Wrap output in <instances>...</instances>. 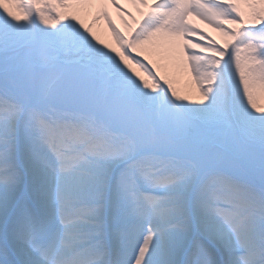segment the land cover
Instances as JSON below:
<instances>
[{"label": "snow or ice", "instance_id": "1", "mask_svg": "<svg viewBox=\"0 0 264 264\" xmlns=\"http://www.w3.org/2000/svg\"><path fill=\"white\" fill-rule=\"evenodd\" d=\"M94 2L0 0V264H264V0Z\"/></svg>", "mask_w": 264, "mask_h": 264}, {"label": "bare ground", "instance_id": "2", "mask_svg": "<svg viewBox=\"0 0 264 264\" xmlns=\"http://www.w3.org/2000/svg\"><path fill=\"white\" fill-rule=\"evenodd\" d=\"M118 3H121L123 4L124 7H127L129 8L135 15H137L138 17V12L136 10L135 7H133L129 2L128 0H117ZM94 3H95V6H94ZM92 4L93 7H100V5L102 3H99V2H94ZM92 11H90L89 9V6L82 10L81 11V19L89 26L93 27L94 31H96V34L99 36V38L109 44H112L114 45V40H112L111 36L108 37V32H110L108 30V27H107V23L105 22L104 18L100 15V18L97 20L95 17L98 14V11H96L95 8H91ZM110 16L112 18H114L115 20L119 21V24H121V13L116 9V7H114L111 3V0H110ZM126 19V17H125ZM192 20V22L198 26L199 28H201L202 30H205V31H211V32H214L216 31L215 28H213L212 26L208 25L207 23H205L203 20H200V19H197L196 17H191L190 18ZM122 28H123V25H120ZM119 27V28H121ZM161 51V54L164 55L165 57H161V56H158L157 58L161 59V61H157V63L160 65L161 67V71H163V74H165L167 76V79L171 82V79H170V76L171 74H169V70H178V69H184L183 72H187L188 75L187 77L185 76L183 79H186L185 81V84L188 85L189 81H190V86H193V87H196V82L194 80V78L189 77V74L191 75L192 71H191V68L188 66L185 65H182L181 67H179L178 65L176 64H173L172 61H165L166 59H168L170 56V53L171 54H175L174 51L172 52H169L167 50H160ZM159 51V52H160ZM152 52L154 51H151L149 50V53L148 54H152ZM159 52H155L157 54H159ZM157 56V55H156ZM186 73V74H187ZM194 82H195V85H194ZM172 84V83H171ZM261 96H263L264 98V93H261ZM257 97V96H256ZM258 102V101H257ZM258 105L260 106V104L258 103Z\"/></svg>", "mask_w": 264, "mask_h": 264}, {"label": "rangeland", "instance_id": "3", "mask_svg": "<svg viewBox=\"0 0 264 264\" xmlns=\"http://www.w3.org/2000/svg\"><path fill=\"white\" fill-rule=\"evenodd\" d=\"M94 6H95V3H94ZM91 8H95L96 11H98V14H100L101 11H103V10H106L110 14V0H104V2L100 5V7L97 6V8L93 7L92 4H91L89 6L90 11H92ZM112 19L115 22V24L117 25V27H121L120 25H123V21H121V24H119V21L115 20L114 18H112ZM121 29H123V28L121 27ZM199 29H201V28H199ZM203 31L205 33L211 34L212 36H215L217 39H222L220 34L217 31H214V32H211V31L208 32V31H205V30H203ZM109 36H111L110 32H108V37ZM174 52H175L176 55L170 53V55H169L170 57L168 59H166L165 61H172L173 64H176L179 67H181L182 65L186 64V66L188 67L186 58L182 56V54L179 52V49H175ZM149 56L151 57V59H153L156 62L157 61H161V59L157 58L158 56L165 57L164 55L161 54V51L159 52V54H157L155 52H152V54L151 55L149 54ZM183 70L184 69H178V70H176V69L175 70H171L170 69L169 70V74H171L169 76H170V79H171L172 87H174L176 89L178 94H180V95H188L192 99H196V98H198V95H199V93L197 91V87L190 86V81H189L188 85L185 84L186 79H183V78L185 76L187 77L188 73L186 72L187 73L186 74L185 72H183ZM162 73H163V71H162ZM191 76L193 78V74L192 73H191V75L189 74V77H191ZM194 85H195V82H194ZM256 96H257L256 100L258 101L257 103H259L260 106L264 107V98H263V96H261V93H258Z\"/></svg>", "mask_w": 264, "mask_h": 264}]
</instances>
